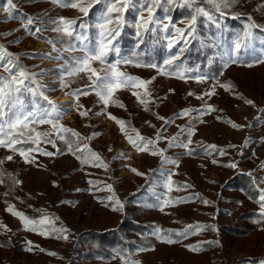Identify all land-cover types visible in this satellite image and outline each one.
I'll return each instance as SVG.
<instances>
[{
	"label": "trees",
	"instance_id": "obj_1",
	"mask_svg": "<svg viewBox=\"0 0 264 264\" xmlns=\"http://www.w3.org/2000/svg\"><path fill=\"white\" fill-rule=\"evenodd\" d=\"M13 2L17 6V15L27 14L38 17L46 24L50 19L59 16H64L66 18H77L82 16L77 10L62 9L50 3L49 0H13ZM36 2L39 3V6L33 5ZM1 4L2 1L0 0V7H2ZM50 4L53 5V9L47 11ZM43 5H45V8ZM261 5H264L262 0H241L238 5L234 6L229 11L227 16L218 17L220 23L219 28L214 24H209L200 20L197 24L199 39L192 40L188 44H184L183 41H180L172 49H168L167 44L169 37L163 31L158 29L155 33L149 32L145 33L142 37H137L135 29L131 26L122 29L121 35L117 38L118 46L121 49L122 56H131L135 53L137 57L144 62H154L158 64L162 63L163 60L169 56L178 54L179 60L176 63L180 64L182 67L199 69L200 72L206 73L209 76H215L220 83L230 81L235 85V89H240L238 93L243 95L246 99H252V96L255 94L264 96V89L254 85V83L257 82H264V63L255 64L253 67L246 66L248 63H254L257 58H264V55H260L256 52L257 46L264 47V44L261 43V39L264 38V32L259 31V29L254 30V37L251 39L249 47L241 48L238 51L235 50V42L237 38L242 35L250 22L249 17L256 23L264 25V7H260ZM250 6L252 7L250 8ZM101 7V5L95 6L90 11L89 17L86 18V22L95 23ZM156 14L160 17L165 15L163 10L160 9L157 10ZM167 15L171 16L175 24H178L187 15V10L173 8ZM125 16L129 21H132L136 16V12L130 9L125 13ZM234 16L236 18H233ZM13 19L19 20L16 16H13ZM8 20V16L0 15V33H10L6 38L0 39V43H3L8 51L18 55L20 57V63L26 69L36 73L34 70L35 60L33 52L26 49L24 44L21 43L20 35H11L15 25H6ZM180 25V28L185 26L182 23H180ZM47 27L50 29L54 27V25L47 24ZM95 32L96 30L94 28L89 29V35L93 37L95 36ZM57 36V33L49 30L45 31L40 39L46 41L48 39L56 40ZM17 39H19V45L9 43ZM61 46L62 45L57 42V48ZM181 48L184 49L183 53H180ZM234 50L237 54L242 55L238 57V63L234 64L236 67L245 69L243 76L240 78L230 77L225 74L227 66H225L224 61L227 59V56H224L223 59L221 58V55L225 52L229 53ZM69 55V53H63L65 59ZM71 55H81V53L76 52ZM210 59H212L211 64L209 63ZM60 61L64 62L63 59ZM124 67L130 71H141L153 76H158L154 69L137 68L131 65ZM191 74L192 73H188V75ZM4 75H6V73H4ZM158 77L170 83L184 85L191 81L188 80L185 82L184 80L166 76ZM37 80L40 81L38 77ZM87 83V79L81 76V78L70 85V88L63 90H61L59 86H57V88L63 92H68L72 89L81 88ZM213 83V80L207 82L209 85ZM48 88L51 89L50 87ZM46 94L51 99L52 91H48ZM116 97L125 107L121 108L114 105L116 108L115 110H117L116 112L114 111L115 113L112 111L115 117L130 122L131 127H134L140 132L156 133L158 128L157 116L159 115L156 111L157 105L154 104L152 97L148 105L150 111H145L144 105L140 104L136 97L127 89L118 91ZM32 99L33 98L30 96L26 97V100L29 102L32 101ZM237 100L240 99L237 98ZM35 102L41 106L46 104L40 97H36ZM193 102H195V106H197L196 109H199L200 107L198 108V104L202 103L199 101ZM130 103L133 105L130 106ZM190 121L191 126L197 129L203 126V123H199L191 118L186 120L184 128L189 126ZM37 130L47 131L49 130V125H38ZM81 137L84 136L81 134ZM181 139H185V137H181ZM192 140L194 143L191 147L196 148V152L193 155H186L185 150L180 147H176V149L175 147H167L165 155L170 160L180 158L184 160V162H190L193 158L205 156L216 160L227 156V154L220 156L217 152H213L212 155H207L203 149L197 148V143L208 145L198 139L197 132L192 136ZM82 143H87L90 149L97 152L103 159L102 153L98 149L93 148L87 140L82 141ZM42 145L43 144H41V147ZM57 145L58 147L64 148V145L59 141H57ZM217 147L224 149L225 152L228 149L227 147ZM64 153H67L66 148H64ZM68 154L73 159L72 165L70 166L71 172H79L91 168L97 170L99 168L88 164H81L74 155ZM8 155L13 154L2 149L0 159H4ZM15 156L16 155H14V157ZM113 156L117 157V154ZM240 161L244 166L256 169L255 173L252 172L253 176L257 178L264 177L259 167L255 166L252 162L251 154L244 155ZM166 164L167 163H162L160 160L148 174V177L144 181L136 182L133 189L124 196L125 215L119 226L102 230L88 229L78 235L75 242V251L79 264H113L116 258L121 259L122 256L130 260H137V253L141 249L154 250L158 257L165 260L167 264H188L186 262L185 253L186 250H189L188 246L190 245L200 246V251L189 252L192 256L198 258L206 257L218 253L219 251H228L230 253L241 252L247 254V257L241 259L240 262L252 261L253 263H257L264 259V222H253L258 218V205L254 202V199H250V197L255 198L257 193L254 191L251 177L247 174L249 172H234L233 168L226 167L222 163H217L218 167L230 173V175L227 177L221 175L223 185L220 188L216 182L198 180L200 184L206 185L209 192L208 195L200 190H194L193 182L196 181V178L188 167L184 165L178 167L176 175L172 178V185L176 189V192H169L165 199H180L183 202L168 206H174L173 208H168V211L171 213L170 219L176 221L177 225H167L160 223L154 212V209L160 208V202L164 200L161 192L162 189L159 190L157 188L158 184L166 179ZM0 168H2L5 173L11 174L12 177L22 182L21 184L12 186V180L9 179L8 176H5V183L0 184L3 187L2 194L5 199L14 205L16 210L34 219L39 218V210H43L54 219L55 227H65L60 215L37 206L35 197L27 190L23 183L26 165L12 167L5 161L3 165H0ZM105 177L109 179V183L113 185L114 189L121 188L125 183L124 180L117 178L112 167L107 168ZM185 184L190 185V187L183 188L182 186ZM262 185L264 184H261L260 187H262ZM178 188L180 190H177ZM217 188H219L218 193H216ZM9 192L10 194L6 195V193ZM58 196L64 204V214L73 216L77 212V200L72 196V193L62 189ZM215 197L218 198L219 203L215 200ZM203 200H209L212 203L206 205L203 203ZM215 209L217 215H213ZM196 213H199L203 217L201 216L200 219H196L194 217ZM206 216H216L219 225L216 226L213 222L205 220L204 218H206ZM3 218L10 221L7 215L3 216ZM196 224L214 226L216 231H213L209 227L196 234H190L186 238L176 237L174 235L175 232L183 231L187 225ZM0 225L2 224L0 223ZM157 228L164 230L162 234H166L168 230H171L173 233L172 239L177 242L171 244L163 242L158 234H154V230ZM189 231L191 232L193 230L190 229ZM31 235L34 239L41 241L45 246L60 245L64 241L62 238H46L33 232H31ZM0 244L4 245L0 247V264H8L5 257H8L11 251H14L16 254L14 264H65L64 258L50 256L47 254L48 251H45L47 254L45 260H40L34 251H27V247L24 244L9 237L4 232L3 227H0Z\"/></svg>",
	"mask_w": 264,
	"mask_h": 264
},
{
	"label": "snow or ice",
	"instance_id": "obj_2",
	"mask_svg": "<svg viewBox=\"0 0 264 264\" xmlns=\"http://www.w3.org/2000/svg\"><path fill=\"white\" fill-rule=\"evenodd\" d=\"M49 2L62 9L77 10L82 16L77 18L59 16L50 19L47 24L54 25V27L49 29L47 24L38 17L27 14L17 15V6L13 0H7L3 10L8 14V18L16 16L19 19L20 28L24 30L26 35L40 38L45 31L49 30L58 34L56 40H47V43L52 47V51L57 52L55 59L64 60L58 66L59 76L55 83H58L59 88L63 90L70 88V85L81 78V76L86 78L87 84L81 88L65 92L66 96L74 98L72 107L75 108L81 117H88L91 109H85V106L80 104L79 100L82 96L87 97L90 94H95L97 102L102 103L104 106L101 113H96V115L105 114L108 119L113 120L118 125L120 132L126 136L127 142L138 153L159 156L162 163L178 165V161L170 160L165 155V150L159 149L157 145L161 140L166 139L169 147L183 148L185 154L191 156L196 152V148L191 147L194 143L192 136L195 134L196 128L191 126L190 121L189 126L180 128L177 135L165 137L162 135L161 130H157L153 139L141 135L137 129L131 127L130 122L119 119L110 112H107L109 105L121 108L125 107L116 97V93L122 89H136L137 91H132L131 94L136 97L140 104L144 105L145 111H150L148 105L151 102V92L148 86L156 77L143 79L123 71V66L131 65L137 68L154 69L158 76L174 77L185 82L192 80L195 83L204 84L209 80L214 81L208 91L196 97L198 100L204 101L199 109L185 108L176 114V118L187 117L192 112H197L198 115L193 116L192 120L204 123L200 119L201 116L217 111L205 100V97L210 99L217 95V87L222 88L225 92H232L244 104L256 107L253 100L246 99L243 95L235 92V85L232 82L220 83L215 76H209L206 73L200 72L199 69L184 68L176 63L179 60L178 54L169 56L159 64L144 62L135 53L131 56H122L117 39L121 35L123 28L131 26L135 29L137 37H142L145 33L149 32L155 33L158 29L163 31L169 37L168 49H172L180 41L188 44L192 40L199 39L197 24L200 20L214 24L219 28L218 17L227 16L229 11L238 5L241 0H49ZM97 5H101L102 7L98 12L95 23L86 22L90 11ZM260 7H264V5ZM173 8L187 10V15L180 21V23L185 25L183 28L177 27L172 21L171 16L167 15ZM130 9L136 12V16L132 21H129L125 16V13ZM158 9L163 10L165 13L163 17L157 16ZM233 18L236 17L234 16ZM249 21L242 35L235 42V50L237 51L241 48L249 47V43L254 37V30L259 29V31L264 32V25L256 23L251 17H249ZM92 28L96 30L94 37L89 35V29ZM16 30L19 31L20 29ZM7 35H10V33H0V39L6 38ZM57 42L62 45L60 48H57ZM9 43H19V39L10 41ZM261 43L264 44V38L261 39ZM183 51L184 49L181 48L180 53H183ZM76 52L81 53V55H71ZM63 53H69L70 55L65 59ZM46 55L51 57V53ZM224 56H227V59L224 61L225 66L238 63L237 57H233L227 52L222 54L221 58L223 59ZM209 63H212V59L209 60ZM260 63H264V58H257L254 63H248L246 66L253 67L255 64ZM188 73L192 74L188 75ZM41 74L26 69L20 63V57L8 51L7 47L3 43H0V149L13 154L0 159V165H3L5 161H12L14 155H19L24 163L33 164L37 160L36 154L54 157L64 154V148H66L67 153L74 155L81 164L107 169L108 164L101 156L91 150L87 143H82L84 140H92L98 134L93 133L92 136L81 137L79 132L60 122L66 112L46 94L48 91L54 89H49L47 85L37 80V76ZM169 91L174 92V89H170ZM188 95L192 96L193 93L189 92ZM29 96L33 98L30 102L26 100V97ZM36 97H40L48 106L43 107L37 104L35 102ZM157 118L164 121L161 125L162 130H166L167 125L174 123L173 119H166L162 116H157ZM216 119L220 120L221 117L217 116ZM256 119L259 120L260 117L258 116ZM224 122L237 130L253 126L251 123L247 125L238 124L231 119H227ZM38 125H49V130L39 131L37 130ZM129 133H134L135 135ZM181 137H185V139H181ZM258 140L260 143H264V136H260ZM57 141L61 142L64 148L58 147ZM252 142V138L248 137L244 140L242 147L246 148ZM41 144L51 145L56 151H48L46 148L41 147ZM229 147L235 146L229 145ZM197 148L203 149L207 155H212L213 152H217L220 156L227 154L224 149L218 148L215 144L204 145L203 143H197ZM120 156L126 158L125 153H120ZM212 163H217V160L213 159ZM224 166L236 169L237 163L229 162ZM258 167L260 170H264V161L260 162ZM131 171L137 175H144L135 168H132ZM247 174L251 177V183L254 191L257 193L255 198L250 197L258 205V218L253 222L262 223L264 222V188L260 187V185L264 184V177L257 178L253 176L252 172ZM5 176H8L12 180V186L22 183L0 168V184L5 183ZM88 183L97 192L107 191L110 193L100 200L101 203L107 201L105 207H109L113 211L123 210L124 204L116 195L112 184H104L103 187H100L99 185L104 182L89 180ZM172 184L173 181L171 176H169L165 185L168 191L172 190ZM182 187L187 188L190 185L185 184ZM177 190L180 189L178 188ZM8 194L10 192L6 193V195ZM182 202L180 199H164L160 202V210L163 211L164 208L170 205ZM203 203L207 205L212 202L203 200ZM5 211L18 218L26 231H31L46 238L68 239L69 230L63 226L59 228L55 227L54 219L43 210H39L40 216L35 219L16 210L14 205H8ZM0 227H3L5 231H10L6 225H0ZM209 227L213 231H216L214 226L196 224L187 225L183 231L175 232L174 235L186 238L190 234H196ZM190 229L193 231L190 232ZM162 233H164L162 229L157 228L154 230V234H158L163 242L169 244L177 242L172 239L173 233L171 230H168L166 234ZM26 244L27 251L29 252L36 249L40 252L45 251L38 245H34L32 241H27ZM3 246V244H0V247ZM188 248L193 252L201 250L199 245H190ZM143 250L141 249L140 251ZM47 254L50 256L57 255L55 252H48ZM121 259L124 261V264H141L138 260H130L123 256ZM248 264H253V262L249 261ZM258 264H264V259L258 261Z\"/></svg>",
	"mask_w": 264,
	"mask_h": 264
},
{
	"label": "rangeland",
	"instance_id": "obj_3",
	"mask_svg": "<svg viewBox=\"0 0 264 264\" xmlns=\"http://www.w3.org/2000/svg\"><path fill=\"white\" fill-rule=\"evenodd\" d=\"M2 4L0 7V15L8 16V14L3 10V7L6 5V0H1ZM264 4V0H262ZM34 6H39V3H34ZM42 7V6H40ZM45 8V5H43ZM252 6H250L251 8ZM53 5H49L47 11H51ZM15 25L14 30L11 35L17 34L21 37V43L24 44L26 49L33 52L35 67L34 70L36 73H42L37 77L40 79L41 83L50 87L52 91L51 100L56 104L60 105L66 112L62 117L61 123L65 126L79 131L85 138L92 136L93 133L98 135L92 140H87L88 143L93 147L98 149L102 155L103 160L108 164V167H112L113 171L116 173L117 178L124 180L125 183L119 189H114L116 195L119 197L121 202L125 207V198L124 196L128 194L136 182L144 181L151 170L158 164L161 160L159 156H152L148 153H138L128 142L126 136L122 134L119 130L118 125L113 121L107 118V115L96 113H101L103 109V104L97 102V97L95 94H90L87 97H81L79 100L80 104L85 106V109H91L88 117H81L75 108L72 107L74 103V98L70 102H64L60 96H66L65 92L57 88L58 83L57 77L59 76L58 66L63 62L55 59L57 52L52 51V47L47 43L46 40L36 38L33 36L26 35L24 30L20 28V21L9 18L6 25ZM177 27H181L180 23L176 24ZM16 29H20L17 31ZM41 40V41H40ZM19 45L20 43H15ZM256 52L260 55H264V47L257 46ZM51 53V57L46 54ZM233 57H241L242 55L237 54V52L231 51L228 53ZM122 70L134 75L141 77L143 79H149L151 77H156V79L148 86L149 91L151 92L152 100L154 104L157 105L156 111L159 116L165 117L166 119H173L174 123L167 125L166 130L161 129V125L164 121L158 119V128L157 130L162 131V135L165 137H172L177 135L180 128H184V124L187 119H191L193 116H197V112H192L190 116L183 118H176V114L181 110L196 109L195 102L199 101L202 104L204 101L198 100L196 97L202 95L204 92L209 90V84H198L194 81H189L186 85L179 83H170L168 81L160 79L156 75L147 74L141 71H130L124 66ZM245 71L242 67H236L234 64L227 65L225 74L230 77L240 78L243 76ZM254 85L264 89V82H257ZM170 89H174V92H170ZM129 92L136 91V89H127ZM240 89H235V92H239ZM67 92V91H66ZM192 92L193 95L189 96L188 93ZM217 95L211 97L210 99L205 97V100L208 104L212 105L217 111H214L210 114L201 116V120L204 121L203 126L196 128L198 134V139L202 140L207 144H215L221 147H227L226 150L227 156L217 160V163H222L224 165L229 162H235L241 168V170L234 169V172H256L255 168L246 167L240 161L244 155L251 154V160L256 155L255 152L250 150V147H242L243 142L246 138L251 137L254 144L258 145L259 150H262L260 159L257 162H252L255 166H259L260 162L264 161V143H260L258 137L255 135L261 133V130L258 131V128L264 127V96L255 94L252 96V99L256 107L248 106L244 104L243 101L237 100L236 96L232 92H225L222 88L217 87ZM202 104H198V108ZM130 106L133 104L130 103ZM47 103L43 107H47ZM31 107V105H30ZM114 105H109L107 112H110L115 116ZM114 113H113V112ZM220 116L221 119L217 120L216 117ZM260 117L259 120L256 117ZM231 119L233 122L238 124L247 125L251 123L253 126L251 128L245 127L242 130L241 136H231L229 139L224 135L227 131L231 130V126L225 123L224 121ZM210 128H214V133H210ZM233 129V128H232ZM235 130V129H234ZM140 132V131H139ZM223 132V134H221ZM141 135L148 138H155V134L148 132H140ZM135 135L134 133H129ZM264 136V134H260ZM258 141H254V138ZM252 142V143H253ZM251 144V143H250ZM249 144V145H250ZM229 145H234L235 147H229ZM43 148H46L48 151L55 152L56 149L48 145H42ZM157 147L159 149H164L166 153L168 141L161 140ZM111 149V151H109ZM176 149V147H175ZM238 151V153H236ZM2 149H0V155ZM120 153H125V157H121ZM117 154V157L113 155ZM37 155L36 163L27 164L21 159L19 155H16L12 161H7V164L16 167L26 165L25 175L23 177V183L26 186L27 190L35 197L37 206L41 209L47 210L49 212H54L61 216V220L64 223L66 229L69 230V236L67 240H64L62 244L56 246H45L41 241H38L33 238L30 231H26L20 220L8 212L5 211L8 205H12L7 201L2 194L3 187L0 185V223L6 225L10 231L4 232L11 238L18 240L20 243L24 244L27 247L26 242L32 241L34 245H38L48 252H55L61 258L65 259V264H79L76 258L75 251V242L78 238V235L88 229H112L120 225L122 222L125 211L124 208L122 211H113L109 207H105V203H101L100 200L109 195L107 191L97 192L93 186H91L88 181L96 180L102 181L103 184H100V187H103L104 184H110L109 179L105 177L107 174V169L99 167L97 170L94 168L88 170H81L79 172H71L70 166L72 165L73 159L68 153L59 154L54 157H47L43 155ZM241 156V157H240ZM258 156V157H259ZM211 160V165L206 162ZM212 158L207 156L200 158H193L190 162H184L182 159H176L178 165L173 163H167L165 165L166 179L158 184L159 190L162 192V197L165 199L166 195L169 192H176V189L172 185V190L168 191V188L165 186L166 182L171 176V179L176 175L177 168L184 165L194 173L196 181L193 182L194 190H200L205 194L209 195L207 187L205 184H200V180H206V182H216L219 185V188L223 185L221 175L225 177L229 176L230 173L225 172L222 168L218 167L217 163H212ZM239 161V163H238ZM241 166H240V165ZM210 166V167H209ZM132 168L137 169L140 173L144 175H137L131 171ZM264 175V170H260ZM199 180V181H198ZM216 193H218V189ZM264 188V185H262ZM70 191L72 196L77 200L76 207L77 212L73 216H67L64 214V204L60 200L58 194L61 193V190ZM79 189V191H77ZM215 200L218 201V198L215 197ZM219 203V201H218ZM166 207L163 211L159 209H154V212L157 216V220L162 224L167 225H177L176 221L170 219L171 213ZM7 215L10 221H7L3 216ZM213 215L216 214V209L213 212ZM202 215L199 213L194 214L196 219H200ZM203 217V216H202ZM205 220L213 222L216 226L219 225V222L216 220V216H206ZM40 252L38 249L34 252L38 255L40 260H45L47 254L46 252ZM190 250H186L185 258L188 264H248V262H240L241 259L247 257V254L244 253H230L226 251H219L208 255L206 257H196L192 256ZM5 260L8 264H14L16 260V254L14 251L10 252V255L5 257ZM137 260L141 264H167V262L160 257L154 250H143L138 251ZM113 264H123V261L120 258H116ZM253 264H258L253 263Z\"/></svg>",
	"mask_w": 264,
	"mask_h": 264
},
{
	"label": "crops",
	"instance_id": "obj_4",
	"mask_svg": "<svg viewBox=\"0 0 264 264\" xmlns=\"http://www.w3.org/2000/svg\"><path fill=\"white\" fill-rule=\"evenodd\" d=\"M261 130V133H257L256 132V136L259 138L260 134H264V127L258 128V131ZM210 133L215 131L214 128H210ZM221 134H223V132H221ZM224 135H226V137L229 139L231 136H241L242 135V130H237V129H232L227 131L226 133H224ZM254 141H258L257 139H255V137L253 138ZM255 142L251 143L250 145H248L250 147V150H252L253 152H255V156L252 159L254 162H257L258 159L261 158V156H259L260 154H262V150H259L258 145L254 144ZM236 153H238V151H236ZM259 156V157H258ZM241 157V156H240ZM206 162H208L209 165H211V160H207ZM239 163V161H238ZM240 165V164H239ZM241 166V165H240ZM210 167V166H209ZM236 170H241V168L237 165Z\"/></svg>",
	"mask_w": 264,
	"mask_h": 264
},
{
	"label": "bare ground",
	"instance_id": "obj_5",
	"mask_svg": "<svg viewBox=\"0 0 264 264\" xmlns=\"http://www.w3.org/2000/svg\"><path fill=\"white\" fill-rule=\"evenodd\" d=\"M61 99H63L64 102H70L72 101V98L69 96H60Z\"/></svg>",
	"mask_w": 264,
	"mask_h": 264
}]
</instances>
